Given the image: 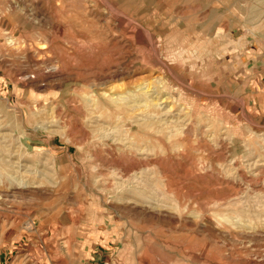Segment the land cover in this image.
<instances>
[{"label": "rangeland", "instance_id": "1", "mask_svg": "<svg viewBox=\"0 0 264 264\" xmlns=\"http://www.w3.org/2000/svg\"><path fill=\"white\" fill-rule=\"evenodd\" d=\"M0 264H264V0H0Z\"/></svg>", "mask_w": 264, "mask_h": 264}]
</instances>
